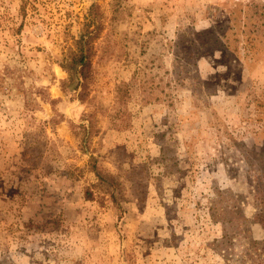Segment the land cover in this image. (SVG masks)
I'll return each mask as SVG.
<instances>
[{"label": "rangeland", "instance_id": "1", "mask_svg": "<svg viewBox=\"0 0 264 264\" xmlns=\"http://www.w3.org/2000/svg\"><path fill=\"white\" fill-rule=\"evenodd\" d=\"M247 1L0 0V264H264V51L175 44ZM94 2L82 101L61 62Z\"/></svg>", "mask_w": 264, "mask_h": 264}, {"label": "trees", "instance_id": "2", "mask_svg": "<svg viewBox=\"0 0 264 264\" xmlns=\"http://www.w3.org/2000/svg\"><path fill=\"white\" fill-rule=\"evenodd\" d=\"M234 11V10H232ZM227 11V22H230L227 29L221 33L224 26L214 25L206 31H193L188 29L185 32L179 33L175 44L177 52L183 54L188 60H195L203 54H208L215 49H224L226 53H237L242 48L251 53L263 49L264 51V1L261 0H248L244 3L243 7L237 14ZM102 13L98 5L94 2L91 4L87 14V19L84 22L83 30L75 39V47L70 48L65 58L61 62L62 66L66 67L69 71V77L62 80L61 86L64 92L70 93V90L75 93L79 91V98L83 101L88 91L92 79V58L94 52V40L99 36L102 29L101 26ZM229 32L231 34H229ZM119 86L120 96L125 95L127 92V85ZM54 102V100H52ZM264 147V146H262ZM264 154V151L263 153ZM91 170L95 172L99 178L100 183L116 188L114 177L111 174H104L97 166L96 159L91 158ZM261 170L257 176L258 182L255 186V196L259 210L254 216L257 222H260L264 227V157L259 159ZM114 202L119 210H122L120 201L118 202L115 193H111ZM87 198L93 197V192L89 189L86 191ZM219 217L222 221L228 213L233 216L237 212L233 209L227 211L225 208H219ZM221 216V217H220ZM244 219L249 220L244 215ZM264 240V239H263ZM264 257V243L262 246H257Z\"/></svg>", "mask_w": 264, "mask_h": 264}]
</instances>
